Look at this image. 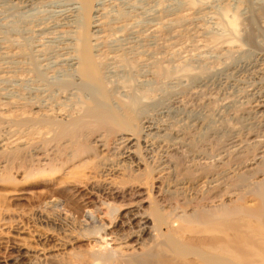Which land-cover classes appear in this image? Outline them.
Wrapping results in <instances>:
<instances>
[{
	"label": "bare ground",
	"instance_id": "1",
	"mask_svg": "<svg viewBox=\"0 0 264 264\" xmlns=\"http://www.w3.org/2000/svg\"><path fill=\"white\" fill-rule=\"evenodd\" d=\"M0 22L2 264H264V137L247 128L255 153L246 149L240 171L222 158L204 172L197 151L187 180L176 155L195 138L178 124L180 107L208 86L202 71L217 69L216 48L238 59L213 75L237 88L241 74L253 76L247 113L264 122V0H0ZM183 36L192 40L183 45ZM167 47L202 73L191 75L186 61L160 73ZM243 50L250 58L239 60ZM155 78L158 90L185 87L191 97H150ZM197 116L192 126L208 128ZM54 184L64 200L12 208L27 187ZM71 201L87 208L80 219L46 213ZM62 223L67 234L56 231Z\"/></svg>",
	"mask_w": 264,
	"mask_h": 264
},
{
	"label": "rangeland",
	"instance_id": "2",
	"mask_svg": "<svg viewBox=\"0 0 264 264\" xmlns=\"http://www.w3.org/2000/svg\"><path fill=\"white\" fill-rule=\"evenodd\" d=\"M161 6V5H160ZM158 7L159 9L161 8V7ZM162 9V8H161ZM160 9V10H161ZM154 14H156L157 15V17L155 18V20L157 21V22H159L160 23V21L162 22V21H164L162 18L160 19V17H162V16H159V14L161 15V13H160V11H158V12H156V13H154ZM155 15V16H156ZM159 16V17H158ZM158 18H159V21H158ZM176 19H178V18H176ZM175 19V22L174 23H177V22H179L178 20H176ZM153 21H151V22H155L154 21V19H152ZM177 21V22H176ZM156 22V23H157ZM180 22H182V18H181V20H180ZM1 23V22H0ZM165 23V22H164ZM162 23V25H166L167 26V24L165 23ZM190 23V22H189ZM145 24H147V23H144V25ZM176 25V24H175ZM168 28V27H167ZM165 30H166V28H165ZM160 32H158L156 35V40L158 39V41H157V43L158 44H160V43H162L161 42V38H160V36H161V33L159 34ZM160 36H159V35ZM190 35V34H189ZM159 36V37H158ZM158 37V38H157ZM184 37L185 36H183L182 38L180 37L178 40H179V42H181L180 40L182 39V41H185V42H181L183 45L186 43V41L188 40L187 38H185L184 39ZM192 37H190L189 38V41H187V43L186 44H188V42H190V40H192L191 39ZM121 39V38H120ZM160 39V40H159ZM178 40H176V41H178ZM178 42V43H179ZM105 43L103 42L102 43V47H104L105 48ZM168 46V45H167ZM106 49L107 48H105V49H103V51H106ZM166 49H168V54L166 55V57L168 58H166L169 62H167V63H165V64H161V60L162 59H159V57H158V59L156 60V62H155V64H157V65H154V67H156V70H158L157 68H159L160 69V73H162V72H164V75H166V76H170L172 73H173V71L176 73V70L178 69V68H181V67H183V66H186V64L185 63H183L182 65H181V63H182V61H186V63L187 64H189L190 63V61H188L189 59H190V57H189V54L187 55V54H185L184 53V51H183V49L181 50V51H179V49H180V47H177V48H175V50H174V48H172V47H167ZM173 49V50H172ZM215 49V48H214ZM217 49V48H216ZM215 49V51H213L214 52V54L215 55H217L218 57H219V60H220V62H221V60L222 61H224V59H225V61L224 62H218L217 64V69L215 68V67H209V69H205L204 71H202L203 72V74H206V75H212V76H210L208 79V86L207 87H203L202 89L203 90H201V92L202 93H200V95L196 98V99H193L194 101H191L190 103H188L189 104V106H187V107H180V111H181V116L180 117H183L182 118V120L180 121V123H178V124H180V125H178V126H180V128H183L184 129V126L186 127V129H188V128H190V130H191V132H190V130H189V132L190 133H193L195 136V138H192V142H194V144H192V146H191V144H190V146H191V148L188 150V149H186V148H183L184 150H181V151H177V157L179 158V160H180V162L182 163L181 164V166H182V168L181 169H179V170H184L182 173L184 174V176H185V178L187 179V180H191L192 178H189V177H191V176H193L188 170L190 169L189 168V166H192V164H189V163H186L187 162V160L192 156V155H194V156H196L197 155V153H198V155H201V153H202V155H201V157L202 158H204V160H201L198 164L201 166V167H203V169L205 170L204 172H206V171H213V167L214 166H216V163L217 162H221V160H222V158H228L225 162H227V161H230L229 162V167L230 168H232V169H235V168H237V170H239L240 171V169L242 170L244 167H246V149H247V152L249 153L248 155L249 156H251V155H253L254 153H255V148H254V146L252 145V146H246L247 145V143L248 142H250V141H253L255 138H252V139H250V140H247L248 139V137L249 136H247L246 137V130H247V128L249 129V128H251L254 132L253 133H255V134H259V136H263L264 137V128L262 127L263 125H264V122H263V120H262V118H257V119H255L254 118V116H252V114H248L247 112H250L251 111V109L254 107V106H256L255 104H252V102L253 101H251V98H250V96H248V98H247V94L248 93H250V91H251V89H250V91L248 92V90H246L249 86H247L246 84H247V82H249L250 81V83L251 82H253V80L252 79H254L253 78V76H249L250 74L249 73H245V74H241L242 76H240V79L242 78V80H243V84L242 85H240V87L239 88H237L235 85L233 86V87H230L229 86V84H225L224 82H223V80L219 77V76H217V75H213V73L215 72L216 73V71H217V73L220 71L221 72V70L223 69V68H221V64H222V67L223 66H225L226 65V62L227 63H234V62H232L233 60H235V59H238V54H237V56L235 55V56H233L234 58H233V60L232 59H230V58H228L227 60H226V58L228 57H224V59H223V57L222 56H226V55H222V52L219 50V49H217L216 50ZM172 50V51H171ZM183 52V53H182ZM200 53H198V52H196V53H198L197 55H196V53L195 52H193V54L194 55H196V56H202L201 55V51H199ZM243 52H245L244 50L241 52V53H239V54H241V56L239 57V60H243L244 58H247V57H249L250 55H245V53H243ZM179 53V55H177ZM221 53V54H220ZM192 54V55H193ZM202 54H204V53H202ZM218 54H220V55H218ZM181 55V56H180ZM180 56V57H179ZM206 56V55H205ZM208 56V55H207ZM205 57V58H208V57ZM222 58H221V57ZM246 56V57H245ZM176 57V58H175ZM183 57V58H182ZM184 57H185V60H181L180 61V58H182V59H184ZM176 60V61H178V62H176V61H174V59ZM196 58V57H195ZM250 58V57H249ZM204 59V58H203ZM159 60V61H158ZM171 60H173L174 62H171ZM218 60V61H219ZM244 60H246V59H244ZM180 63V64H179ZM135 64V65H134ZM161 66H160V65ZM191 64L192 65H190V66H192V67H190L189 65L187 66V68H193L192 70L190 69V74L191 75H196L197 73V75H199V74H201L202 72H201V68L200 67H198V68H200L199 70H198V68L197 67H195V66H199V65H197L196 63V65H194L192 62H191ZM220 64V65H219ZM225 64V65H224ZM130 65H132V62H131V64ZM137 64H136V62H134L133 63V66H136ZM181 67H180V66ZM228 65V64H227ZM162 68H164V69H167V70H165V71H167V73H165V71L162 69ZM177 68V69H176ZM195 68V69H194ZM197 68V69H196ZM155 69V68H154ZM203 69V68H202ZM216 69V70H215ZM199 72H198V71ZM162 71V72H161ZM192 71V72H191ZM201 72V73H200ZM219 72V73H220ZM171 73V74H170ZM216 73V74H217ZM189 74V75H190ZM249 74V75H248ZM217 78H216V77ZM252 78V79H251ZM217 79H218V81H217ZM220 79V80H219ZM249 79V80H248ZM212 80V81H211ZM241 80V81H242ZM209 81H210V83H209ZM220 81V82H219ZM131 83V85H132V80L130 81ZM220 83H222V84H220ZM249 83V84H250ZM134 84V83H133ZM157 84H158V86H157ZM161 85L159 84V82L157 81V78H155V80H154V84L152 85L151 84V87H152V89H151V87L149 88V86H145L144 88L145 89H147V87L151 90H149V92L150 93H154V95L152 96H150V97H155V96H157V98H163V99H166V97H168V96H170V94H171V96L173 95V93H176V92H179L181 95H183L185 98H187V96H188V98H190L191 96H189V94L186 92V90H185V87H182V88H176L175 90H171V89H165V88H162L163 90L162 91H165V92H162V91H160V90H158L159 89V87H160ZM243 86V87H242ZM245 86H247V87H245ZM237 88V89H235V88ZM158 88V89H157ZM161 88V87H160ZM223 88V89H222ZM180 89V90H179ZM154 90V91H153ZM155 90H157V91H155ZM174 91V92H173ZM157 93V94H156ZM164 93V94H163ZM183 93V94H182ZM162 95V96H161ZM156 98V97H155ZM188 98L186 99V100H188ZM133 100V99H132ZM136 100V99H135ZM134 100V101H135ZM137 102V101H136ZM139 108V107H138ZM182 109V110H181ZM222 109V110H221ZM229 109V110H228ZM256 110V109H255ZM218 111V112H217ZM252 111H254L253 109H252ZM223 112V113H222ZM255 112V111H254ZM195 113L198 115V116H201V117H203V119H204V121L202 122L203 124L202 125H207V123H209V127L208 128H203L202 129V127L200 128V127H195V125H194V127L192 126L193 125V123H192V121H193V118H194V116H197V115H195ZM218 113V114H217ZM220 113V114H219ZM237 113V114H236ZM188 115H191V116H188ZM187 116V117H186ZM197 116V117H198ZM184 117H185V119H184ZM188 117H190V118H188ZM254 118V119H253ZM190 119V120H189ZM205 119H206V121H205ZM184 121V122H183ZM248 121V122H247ZM183 122V123H182ZM205 122H206V124H205ZM263 122V123H262ZM187 124V125H186ZM191 127H190V126ZM211 127V128H210ZM199 129V130H197V131H193V129ZM262 128H263V130H262ZM201 129V130H200ZM206 129V130H205ZM207 129H208V131H207ZM210 129H212V130H210ZM221 130V131H220ZM193 131V132H192ZM217 131V132H216ZM188 133V132H187ZM189 133V134H190ZM218 133V134H217ZM192 134V135H193ZM251 134V133H250ZM236 136H238V142L239 143H237V144H240L241 143V147L239 146V147H237V148H235V149H230L229 150V152L227 151L228 149H229V146H227L226 147V145H227V143H228V141L232 138H234V137H236ZM195 140V141H194ZM203 141V142H202ZM247 142V143H246ZM188 144V143H187ZM236 144V145H237ZM247 147V148H246ZM231 148V147H230ZM248 149H249V151H248ZM192 152V153H190L189 154V152ZM198 151V152H197ZM254 151V152H253ZM193 152H195V153H193ZM231 152H233V153H231ZM238 152V154L240 155V158L239 159H234L235 157H238V154H236ZM229 153H231V155L229 154ZM253 153V154H252ZM205 154H207L206 156H205ZM217 154V155H216ZM188 155L190 156V157H188ZM221 156V157H219V156ZM230 155V156H229ZM236 155V156H235ZM206 158H205V157ZM218 156V157H217ZM226 156V157H225ZM228 156V157H227ZM234 156V157H233ZM215 158V159H214ZM231 158H233V160L231 161ZM207 159V160H206ZM211 159V160H210ZM217 159H218V161H217ZM216 160V161H215ZM220 160V161H219ZM235 160V161H234ZM241 162H242V164H241ZM236 164V165H235ZM233 165V166H232ZM242 165V166H241ZM180 166V167H181ZM186 167H188V168H186ZM228 167V168H229ZM238 167H240V168H238ZM197 167H192L191 168V170L193 171V170H195ZM198 169V168H197ZM237 170H235V171H233V173H239V174H241L239 171H237ZM201 171V170H200ZM203 171V170H202ZM244 171H246V169L245 170H243V171H241V172H244ZM220 173H222V170H220L219 171ZM215 174H218V171L217 170H215ZM245 175V174H244ZM100 183H99V186L96 188V190H98V192L100 193V194H102V197L104 196V194H105V186H104V184H101V182H102V180H98ZM94 185V184H93ZM92 185V186H93ZM89 186H90V184L88 185V188H89ZM92 186H90L91 188H92ZM56 187H58V186H56L55 184L54 185H50L49 187H46V186H43V185H34V186H32V187H27V188H29L30 190V195H28L27 196V199L25 200V201H23V202H20V203H14V206H12V208L14 209V210H16V211H18V212H21V213H27V212H30L31 210H35V209H37V208H43V206H45V202H48V201H51V200H53V199H50V198H52V197H62V196H60V194H58V193H55L54 192V189L56 188ZM81 190H83V189H81ZM86 190H89V189H87L86 188ZM33 193V194H32ZM55 194H56V196H55ZM53 195V196H52ZM103 198H105V200H107L106 199V196H104ZM128 198H129V196H128ZM62 200H64V198L62 197ZM118 201H120V200H118ZM83 203H79V205H77V203H76V201L74 202V201H71V203H66L65 205H61V208H59L58 210L57 209H51V210H47L46 211V213H48L47 215L48 216H50V217H52V218H54V219H56V220H60L61 218H60V216L61 215H67V216H69V215H74V218L75 219H80L81 217H82V214H84L85 213V211H87V208H85L83 205H82ZM39 208V209H40ZM61 209V210H60ZM65 209V210H64ZM57 210V211H56ZM49 211H52L51 212V214H50V212ZM54 211V212H53ZM73 217V216H72ZM59 222V221H58ZM65 225V223H62L60 226H58L57 227V229H56V231L58 232V233H61V234H67L68 233V230L69 229H63V226ZM3 251V250H2ZM2 251H0V264H2V262H3V260H5V258H8V256L10 257V254L8 255V254H4V255H2V253H4V251L2 252ZM3 256V257H2ZM74 259L75 260H78L79 259V256L78 255H74Z\"/></svg>",
	"mask_w": 264,
	"mask_h": 264
}]
</instances>
